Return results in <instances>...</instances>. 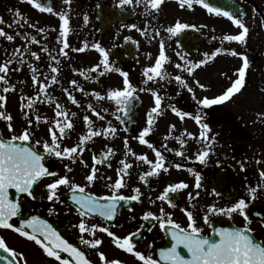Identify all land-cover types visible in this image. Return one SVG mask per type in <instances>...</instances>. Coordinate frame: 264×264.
<instances>
[{"label":"flooded vegetation","instance_id":"af4514ba","mask_svg":"<svg viewBox=\"0 0 264 264\" xmlns=\"http://www.w3.org/2000/svg\"><path fill=\"white\" fill-rule=\"evenodd\" d=\"M0 1L4 2L11 17L8 21L3 19L4 23L0 24V28L14 37L12 41L0 37V49L4 53L0 56V64L12 58L6 79L8 81L20 76L18 79L21 80L13 84L8 81L7 85L0 82V95L6 97L0 112L12 113L11 117H21V126L18 128L22 131L28 127V119H31L32 136L28 146L44 156L42 163L49 171L56 172L59 176L67 175L72 182L84 186L86 193L97 197L111 195L109 186L116 181L118 174L123 176L119 172L122 168L120 161L123 159L132 164V168L127 170L129 174L123 178L127 187L118 194L130 197L135 195L134 189H139V202L121 201L117 215L112 220L90 214L85 218L88 225L107 227L121 238L138 232L139 235L133 237L135 250L145 256L151 255L158 264H165L160 260L159 254L171 247L172 228L168 225L162 231L158 221H145L142 216L149 211L159 216L161 208L182 228H187L186 213L191 212L196 226L202 229L201 234L213 240L219 238L214 230L248 227L252 229L249 234L253 239L264 243V179L259 175L264 171V0H206L210 6L219 8L221 12L232 13L245 23L249 33L244 44L223 40L225 35H236L240 31L226 17L210 14L195 3L191 9L187 5L181 8L178 0H163L158 12L149 10L147 13L144 4H136L135 0L123 8L116 6L119 0H71L70 4H65L64 0H39L45 6L52 7V13L40 12L26 0ZM17 11L21 16L16 15ZM59 14H66L69 20V31L64 37L60 35L62 22ZM12 21H17L18 26ZM177 22L190 27L176 35L165 31L174 27ZM130 25L136 27L131 28ZM157 31L159 35H156ZM141 32L145 34L141 35ZM33 39L38 43H33ZM161 41L168 57L163 65L167 78L164 81L157 79V82L146 83L144 69L154 66ZM64 42L69 45L64 49L67 56L60 54ZM85 44V51H73ZM94 44H99L108 53L109 68L127 72L129 82L136 89L128 105L127 115L117 112L113 101L106 98L97 100L92 95L95 92L106 97L109 91L122 89L124 79L117 71H105L100 63L103 57L93 48ZM217 49L221 51L212 56ZM233 51L238 55H231ZM33 52L39 59L31 55ZM205 54H208L207 57ZM181 56L184 57L183 60ZM242 56H246L249 62L242 90L221 104L209 107L197 104V100L205 97L213 99L222 95L231 86L237 78L238 70L243 66ZM201 60H206V63L193 67ZM176 64H180L181 68L177 69ZM97 65L100 67L96 68ZM51 67H57L58 72L52 73ZM189 67H192L191 75L185 71ZM32 68L37 69L38 79L35 85L32 81ZM206 69H211L212 72L207 73ZM101 72L105 74L100 75ZM53 75L56 76L57 83L52 82ZM176 75L184 79L188 87L192 88V93L174 80ZM72 81L83 91H78L71 84ZM40 83L48 85V102H39L45 99L43 94L39 100L34 99ZM199 85H204V88ZM6 86L14 90L5 93L3 88ZM65 89L68 91L65 92ZM151 91H156L162 97L161 114H153L152 129L145 139L162 153L169 171L158 170V175L145 177L141 181L140 176L148 172L150 166L136 160V156L146 155L154 162L156 159L152 149L140 144L138 140L139 133L147 126V115L154 106ZM68 93L78 101V105L67 99ZM27 98L34 99L33 109L26 107L29 103ZM56 103L69 114L73 123V128L59 141L61 148L75 146L81 136L87 135L88 126L83 119L85 116L89 117L94 130L104 132L111 126L116 129L115 135L108 133L107 136L92 137L83 146L82 156L75 163L69 159L49 156L44 153L42 144L45 141L51 142L49 128L56 119ZM89 104L100 112L103 120L93 114L87 107ZM172 106L189 115L181 120L172 111ZM26 115L28 119L25 118ZM37 115L42 121L46 119L47 123L37 124ZM117 115L121 120L115 118ZM197 115L201 117L200 124L195 121ZM8 124L3 119V137L10 139L12 135H19L7 134ZM202 124L209 126L207 135L214 138L210 140L212 148L203 165L196 161L195 156L198 151L203 150L204 142L188 136L191 133L198 137ZM171 125L175 128H171ZM180 140L184 141V147H181ZM36 141L41 144L38 146ZM108 148L113 149V154L108 153ZM176 151L183 152V156L175 155ZM94 155L103 161L95 165L98 169L97 176L101 178L89 185L85 177L93 166ZM81 159L88 167L80 163ZM175 164H181L182 167L178 170L173 167ZM241 164L244 170L241 169ZM66 166L72 171L68 172ZM189 168L199 174L200 188L195 187L196 179L187 170ZM56 178L58 177H46L38 182L34 186L33 197L18 195L13 189L9 198L19 200L21 215L14 217L10 223L18 228L22 220L38 216L51 224L63 239L84 252L90 264H104L99 258L101 252L105 254L107 261L115 259L121 264H141L131 254L118 249L106 233H95V238L102 240V244L95 249L82 243L81 234L76 227L80 217L75 211L76 205L70 199L68 188L61 186L58 189L59 201L47 200L45 185ZM179 182L186 183L188 187L170 194L171 203L157 199L167 186ZM249 187L258 188L255 199L249 198ZM214 192L219 195H214ZM189 193L192 194L191 200ZM241 198L249 205L246 214L250 223L246 224L239 214L231 217L209 214L211 227L204 223L203 217L208 207H229ZM0 237L5 240L8 248L22 254L24 258L21 261L19 256L0 250V264H24L25 261L26 264H58L47 257L34 241L21 237L11 229H0ZM92 238L88 233L84 234V239ZM179 251L186 259L189 258L182 247ZM61 257L74 264L67 253H61Z\"/></svg>","mask_w":264,"mask_h":264},{"label":"snow or ice","instance_id":"6c2138e0","mask_svg":"<svg viewBox=\"0 0 264 264\" xmlns=\"http://www.w3.org/2000/svg\"><path fill=\"white\" fill-rule=\"evenodd\" d=\"M32 7L38 9L40 12H48L52 13L53 8L45 6L39 0H26ZM71 0H64L65 4H70ZM133 0H119L117 7L123 8L125 5H131ZM136 4H144L145 12L147 13L149 10L153 12H158L160 5L163 3V0H135ZM179 6L184 8L187 5L188 9H191L193 3L201 5L204 9L208 11L210 14H215L216 16H224L231 23L240 29L239 34L236 35H225L223 40L225 41H235L240 44H244L246 42V37L249 33L248 27L245 23L234 16L229 12H221L219 8H214L210 6L206 2V0H178ZM17 16H21V13L16 12ZM59 19L62 22L60 26V35L64 37L67 35L69 31V20L66 14H59ZM87 20V17H85ZM4 20L0 18V24H3ZM11 27V25H9ZM129 27L135 28V25H130ZM190 26L184 23L177 22L174 27H169L165 29L168 33L173 35L179 34L181 31L189 28ZM140 31V29H136ZM144 32H141V35H144ZM156 35H159V32H156ZM0 37L6 38L8 41H12L14 37L12 35H7L5 31L0 28ZM130 39V38H126ZM33 43H38V41L32 40ZM63 42V41H62ZM69 45L64 42L63 48L60 49V54L67 56V52L64 49L68 48ZM87 48V44L84 47L79 49H73V51L83 52ZM93 48L100 53L103 59L101 60V64L104 66L105 71L114 70L119 72V74L124 78L123 79V88L111 90L107 93L106 97L101 96L98 93H92V95L97 100H104L105 98L113 101L116 105V111L122 112L124 115L128 114V105L133 98V93L136 89L131 85L128 80V73L123 72L119 69H110L108 63V53L102 48L99 44H94ZM19 52V49L16 50ZM44 51H48L44 49ZM220 49H217V52L212 53V56H215ZM33 57L39 59V56L33 52L31 53ZM179 55V53H177ZM208 54H205L207 57ZM233 56H237L238 53L233 51L231 53ZM181 60L184 59L183 56L180 57ZM56 63H59L55 57H52ZM243 61V66L238 70L237 78L231 83V86L228 87L222 95H219L213 99H209L205 97L204 99L197 100V104L202 105L204 107H209L216 104L224 103L231 99L235 94L239 93L245 85V75L246 69L249 67V62L246 56L241 57ZM168 61V57L165 55L164 51V43L161 41L160 43V51L159 56L155 61L154 66L148 67L144 69V76L147 78L145 81L157 82L164 81L167 78V74L164 71L163 65ZM12 63V58H10L4 64H0V82H3L5 85L8 84L6 79L7 73L9 72V65ZM206 63V60H201L193 67H199L200 65ZM100 65H97L96 68H99ZM175 67L177 69L181 68L180 64H176ZM93 69V71L96 70ZM32 81L35 85L37 83V69H31ZM191 75L192 67L185 69ZM52 73H57V67H51ZM104 72H101L100 75H104ZM87 78V77H86ZM53 83H57L56 76L53 75L51 77ZM174 80L186 88L189 93H192V88L188 87L185 83L184 79L180 75H176ZM169 82H171L169 80ZM198 83V82H197ZM71 84L78 90L83 91V89L79 88L75 81H72ZM201 88H204V85H199ZM48 85L45 83H40L37 97L35 100H39L41 94L45 96L44 100H39V102L44 103L50 100V97L47 95ZM9 87H4L3 91L5 93L9 92ZM68 90L65 89V92ZM151 95L154 98V106L151 108V111L147 115V126L139 133L138 140L142 145H147L148 148L152 149L155 154V162L149 160L146 155L136 156V160L143 162L150 166V170L145 172L140 176V180L144 181L145 177L156 176L158 175V170H163V172H168V167L165 166V160L162 153L157 150L151 143H149L145 137L148 136L151 132L153 125V114L160 115V109L162 105V97L156 92L151 91ZM29 103L26 105L27 108L33 109L34 107V99L27 98ZM67 99L71 101L72 104L78 105V101L68 93ZM193 99L195 96L193 95ZM6 97L4 95H0V108L4 107V101ZM90 110L93 111V114L96 115L99 119L103 120L104 117L100 114V112L96 111L91 104L87 106ZM55 117L52 126L49 128L50 135V143L48 141L43 142L42 147L44 153L49 156H55L61 159H69L73 163L76 162L77 158L82 156L83 146L87 141H89L92 137L99 136H107L108 133H111L113 136L116 133V129L109 126V128L105 129L104 132L94 130L91 125V121L88 116H85L84 122L88 126L87 135L81 136L79 138V143L72 147H64L61 148L60 140L64 139L68 130L73 128V123L69 119V114L63 110L62 106L59 103L55 104ZM106 111V110H105ZM172 111L174 114L179 117L181 120L184 119L187 113L178 111L174 106H172ZM74 116L75 113H72ZM63 118L62 120L60 118ZM28 119L27 115L25 116ZM117 120H121V117L117 115L115 117ZM0 119H4L7 121H11L12 117L10 115H4L3 112H0ZM37 124L41 122L47 123V120H41V117L37 115L35 117ZM195 121L197 124L201 123V117L196 116ZM32 125V120L28 119V127H26L21 134L12 135L10 139L5 140L0 137V229H11L14 232H17L21 237L26 238L29 241H34L44 252L47 257H50L58 262V264H70L68 259H62L61 253H67L69 257L72 258V262L74 264H90L88 258H86L85 253L80 251L78 248L74 247L67 240L63 239L61 235L49 224L47 221L40 219L38 216H33L31 219H24L21 221L20 227H14L13 223L10 221L17 216L21 215V203L17 199L9 198V190L14 189L15 193L20 195L24 194L28 197H33L34 186L38 184L42 179L46 177H58L52 180L50 183L45 185L47 191V200L50 202L59 201V196L57 195L58 189L61 186L67 187L70 193V199L76 205L75 211L80 217V222L76 225L80 234L81 241L85 245L95 249L102 244L101 239L95 238V233L97 231L106 233L111 239L114 245L123 250L125 253H129L134 256L141 264H158L156 260L152 258L151 255L145 256L143 253L135 250V244L133 243V237L139 235L138 232H133L125 237H118L112 231H110L107 227H101L96 224L88 225L86 223L85 218L89 217L90 214H97L100 217L106 220H112L117 215V209L120 205L121 201L125 203L129 201H137L139 202L140 198V190L134 189L135 195L130 197H126L124 195L118 194L119 191L125 187H127L124 182V176H127L128 169L132 168V164L127 163L125 160H121L120 164L122 168L119 172L123 173V176L118 174V178L116 181L111 184L110 191L111 195L105 196H94L91 193H86L85 187L79 184L72 182L67 175L59 176L58 173L49 171L42 161L44 160V156L39 154L33 147L25 146L26 143H31L32 133L30 131ZM8 130L12 131V126L9 123L7 125ZM171 128H175L174 125L170 126ZM202 131L199 133V136H195L191 133H188V136L191 139H198L203 141L205 146L203 150L198 151L195 159L200 164H206V158L210 154V149L212 148V144L210 143L211 139L207 133L210 131L209 126L207 124H202ZM19 141L20 143H17ZM181 147H184V141L180 140ZM38 146L41 144L40 141L35 142ZM125 145H127V140H125ZM166 147V145H165ZM108 153L113 154V149L108 148ZM128 154V153H126ZM175 155L183 156V152L176 151ZM108 157H105L107 159ZM93 166L90 169L88 175H86L85 180L90 185L96 179L101 177L97 176L98 169L95 165L102 163L101 159H98L95 155L92 157ZM80 163L85 167L88 165L81 159ZM259 163V162H258ZM176 169H180L182 167L181 164L173 165ZM68 172H71L72 169L66 166ZM241 169L244 170L243 164H241ZM190 173L195 176L196 183L195 187L200 188V176L198 173H194L191 168L187 169ZM261 179H264V171L259 173ZM111 179V178H108ZM188 185L184 182H179L175 184H171L167 186L163 193L157 197L160 201H170V194L177 193L178 190L186 189ZM258 191L257 187H249L248 196L250 199L256 198V192ZM214 195H219L218 193H213ZM197 195H199L197 193ZM192 194L189 193V200H191ZM100 201H105L106 203H101ZM249 207L248 203L244 198L237 200L229 207L217 208L215 205L208 207L207 213L203 217V221L205 224L209 225V214L213 215H225L231 217L233 214H239L243 217L245 223H250L249 217L246 214V209ZM131 210V209H130ZM51 212V210H50ZM188 226L187 228H182L179 224L173 222L171 216L164 212V209H160V215L156 216L152 212H146L142 216V219L147 221L149 219L156 220L159 222L160 229L166 230L168 225L171 226V239L173 241L170 248L166 250H162L160 252V260L164 261L165 264H264V243L257 242L253 239L252 235L249 233L252 232L251 228L245 227L243 229H228L221 228L214 230V234L218 236V240H213L211 237L203 236L202 229L196 226V221L191 212H187ZM30 230V231H28ZM88 233L92 236V239H84V234ZM183 248L189 254V258H185L181 255L179 249ZM0 250H3L6 253H9L13 256H19L21 261H24L23 255L19 253H15L14 250L7 247L5 240L0 237ZM99 258L104 264H121L119 260H111L107 261L104 253H99ZM26 264V261L24 262Z\"/></svg>","mask_w":264,"mask_h":264},{"label":"rangeland","instance_id":"374dc122","mask_svg":"<svg viewBox=\"0 0 264 264\" xmlns=\"http://www.w3.org/2000/svg\"><path fill=\"white\" fill-rule=\"evenodd\" d=\"M0 18L2 19H5L6 21H8L9 19H11L10 15H9V12L7 11V8H6V5L4 4V2L0 1ZM16 26H18V22L17 21H12ZM4 53L1 51L0 49V56L3 55ZM207 73L209 72H212L211 69H206L205 70ZM214 71V70H213ZM20 76L16 77V78H13L11 80H8L9 81V84H13L14 82H20L21 80H19ZM264 97V96H263ZM4 115H12V113H5L3 112ZM259 113H262V112H259ZM22 120L21 117L17 116L16 117H12L11 121H8L11 126L13 127L12 128V131H8L7 134H20L22 130H19L18 127L21 126L20 124V121Z\"/></svg>","mask_w":264,"mask_h":264},{"label":"water","instance_id":"95a60500","mask_svg":"<svg viewBox=\"0 0 264 264\" xmlns=\"http://www.w3.org/2000/svg\"><path fill=\"white\" fill-rule=\"evenodd\" d=\"M0 128H1V119H0ZM0 137H2V136H1V132H0ZM17 143H20V142H17ZM12 190H13V189H10V190H9V193L12 192Z\"/></svg>","mask_w":264,"mask_h":264}]
</instances>
